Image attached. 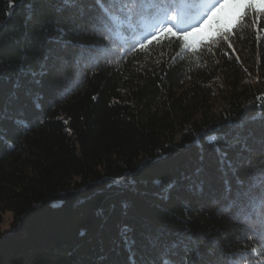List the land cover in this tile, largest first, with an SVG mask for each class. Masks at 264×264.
Instances as JSON below:
<instances>
[{
    "label": "trees",
    "instance_id": "1",
    "mask_svg": "<svg viewBox=\"0 0 264 264\" xmlns=\"http://www.w3.org/2000/svg\"><path fill=\"white\" fill-rule=\"evenodd\" d=\"M30 3L0 0V264L258 260L264 207L238 181L264 168V27L235 52L122 55L92 0Z\"/></svg>",
    "mask_w": 264,
    "mask_h": 264
},
{
    "label": "snow or ice",
    "instance_id": "2",
    "mask_svg": "<svg viewBox=\"0 0 264 264\" xmlns=\"http://www.w3.org/2000/svg\"><path fill=\"white\" fill-rule=\"evenodd\" d=\"M38 0H31L29 12H34V5ZM58 14L66 9H76L83 13L81 5L85 0H47ZM98 6V13L92 17L94 24L105 29V39L111 41L117 51H123L125 45L132 51L143 52L154 44L160 45L167 40L171 48L175 43L180 49L172 57L174 60L181 53H199L203 50L211 52L213 47L225 43L235 52L231 38L236 35L237 27L247 29L253 26L257 31L264 27V0H92ZM139 22V23H138ZM55 31L58 36L53 37L57 43L67 47L64 37L68 35L65 27L57 22ZM139 39L129 42L124 33L135 34L141 32ZM123 41V43H121ZM237 60L239 57L237 56ZM22 72L32 71L21 68ZM35 75V72H32ZM216 136L210 137L218 141ZM220 152L219 146L216 148ZM249 199H255L264 207V168L250 173L246 181ZM225 192L230 196L232 188L226 184ZM261 228L257 233L264 238V216L260 218ZM125 239H127L125 237ZM251 239V237H249ZM131 251V249H130ZM247 247L245 252H247ZM256 252V249H251ZM259 259H249L248 255L240 253L229 258L227 264H264V254L257 253ZM171 264H176L172 258ZM159 264H168L161 259ZM179 264H186L183 257ZM187 264H197V258L192 257Z\"/></svg>",
    "mask_w": 264,
    "mask_h": 264
},
{
    "label": "rangeland",
    "instance_id": "3",
    "mask_svg": "<svg viewBox=\"0 0 264 264\" xmlns=\"http://www.w3.org/2000/svg\"><path fill=\"white\" fill-rule=\"evenodd\" d=\"M216 94L217 95H215V98H214V105H215L216 109H221L224 106L225 101L223 99V95H221V92L219 90L217 91ZM11 219H12L11 213L7 212V213L4 214V223H3V228L4 229H8L9 228Z\"/></svg>",
    "mask_w": 264,
    "mask_h": 264
}]
</instances>
